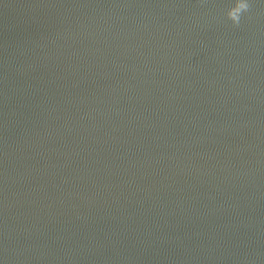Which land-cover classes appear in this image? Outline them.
Here are the masks:
<instances>
[{"label":"water","instance_id":"obj_1","mask_svg":"<svg viewBox=\"0 0 264 264\" xmlns=\"http://www.w3.org/2000/svg\"><path fill=\"white\" fill-rule=\"evenodd\" d=\"M0 0V264H264V0Z\"/></svg>","mask_w":264,"mask_h":264},{"label":"clouds","instance_id":"obj_2","mask_svg":"<svg viewBox=\"0 0 264 264\" xmlns=\"http://www.w3.org/2000/svg\"><path fill=\"white\" fill-rule=\"evenodd\" d=\"M249 6V0H236V5L228 12V16L234 24L239 22L241 14L246 12Z\"/></svg>","mask_w":264,"mask_h":264}]
</instances>
